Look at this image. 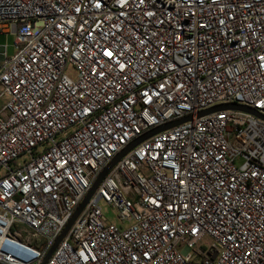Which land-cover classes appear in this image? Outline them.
Masks as SVG:
<instances>
[{
    "label": "built area",
    "instance_id": "1",
    "mask_svg": "<svg viewBox=\"0 0 264 264\" xmlns=\"http://www.w3.org/2000/svg\"><path fill=\"white\" fill-rule=\"evenodd\" d=\"M0 33V264H41L189 116L47 264H264V119L199 117L264 116V0H0Z\"/></svg>",
    "mask_w": 264,
    "mask_h": 264
},
{
    "label": "water",
    "instance_id": "2",
    "mask_svg": "<svg viewBox=\"0 0 264 264\" xmlns=\"http://www.w3.org/2000/svg\"><path fill=\"white\" fill-rule=\"evenodd\" d=\"M227 109H235V110L247 111V112L253 113V114H255V115H257V116H259V117L264 119V116L259 115L254 109H251V108H248L246 106L239 105V104L220 105V106L214 107L212 109H209L207 111L201 112L199 114V117L207 115V114H211V113L216 112V111H223V110H227ZM191 119H192V117L189 116V117H186V118L181 119V120L170 122V123H168L165 126H161V127L155 128V129L149 131L148 133L144 134L143 136L139 137L138 139H136L134 142H132L130 145H128L121 153H119L113 159L111 164L109 166H107V168L100 174L99 178L97 179V181L94 183L93 187L91 188L89 194L83 200V202L79 205V207L75 211L74 215L72 216L71 220L69 221V223L67 224L66 228L64 229L63 233L57 239V241L55 242V244L53 245V247L51 248L49 253L46 255V257L44 258V260H43V262L41 264H47V262L50 260V258L54 254L55 250L58 248L59 244L68 235L72 225L75 223L77 218L81 215V213L84 211L85 207L87 206V204L89 202V199L94 195V193L96 192V190L99 187L100 183L106 178V176L109 174L111 169L123 157H125L129 152H131L136 146L140 145L142 142L146 141L147 139H150L154 135L159 134V133H161L163 131H166V130H168L170 128L176 127V126H178L180 124L186 123V122L190 121Z\"/></svg>",
    "mask_w": 264,
    "mask_h": 264
},
{
    "label": "rangeland",
    "instance_id": "3",
    "mask_svg": "<svg viewBox=\"0 0 264 264\" xmlns=\"http://www.w3.org/2000/svg\"><path fill=\"white\" fill-rule=\"evenodd\" d=\"M15 35L13 34H1L0 33V46H6L7 47V52L8 55L10 57L15 55L16 49H15ZM69 74L72 77L76 76V71L73 68H69ZM0 93H1V89H0ZM4 104V100L0 101V106ZM243 163L242 158H239L237 160V164L238 166H240ZM101 206L104 212V215L106 216V218L118 225V226H122L123 223L120 220V218L118 217V211L115 208H112L110 205L106 204L105 202H101Z\"/></svg>",
    "mask_w": 264,
    "mask_h": 264
},
{
    "label": "snow or ice",
    "instance_id": "4",
    "mask_svg": "<svg viewBox=\"0 0 264 264\" xmlns=\"http://www.w3.org/2000/svg\"><path fill=\"white\" fill-rule=\"evenodd\" d=\"M168 228H170V226H165V231H167ZM196 231H198V229H197ZM141 255H144V254L142 253ZM249 255H250V254H249ZM151 259H152V257H149V260H151Z\"/></svg>",
    "mask_w": 264,
    "mask_h": 264
}]
</instances>
